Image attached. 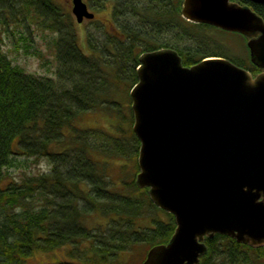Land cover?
I'll return each instance as SVG.
<instances>
[{
	"label": "trees",
	"instance_id": "1",
	"mask_svg": "<svg viewBox=\"0 0 264 264\" xmlns=\"http://www.w3.org/2000/svg\"><path fill=\"white\" fill-rule=\"evenodd\" d=\"M136 1L115 0L112 19L117 22L135 13L138 24L127 25L120 36L109 34L104 42L88 40L86 53L68 0H0V40L19 28L26 31L19 39L32 41L30 28L35 25L52 35L58 64L55 77L28 74L0 46V264H122L127 252L146 248L141 254L145 260L149 249L170 240L174 216L152 203L126 165L117 166L116 176L130 177L113 179L114 166L107 158L135 160L131 168L139 169L140 141L132 127L130 92L138 82L140 54L170 48L158 43L156 35L177 28L181 39L205 43L207 31L219 29L185 20L181 0H170L174 5L169 9L150 2L164 0L140 7ZM109 2L98 1L96 10L108 11ZM243 4L264 18V5ZM206 46L180 49L184 65L223 54ZM232 61L254 74L260 71L250 63L249 52L247 60ZM118 93L123 98H117ZM123 105H128L130 115ZM99 110L109 120L118 119L102 131L111 139L79 130L80 118ZM120 130L129 135L127 140L117 135ZM100 139L101 145L96 142ZM33 157L49 158L51 172L26 175L20 181L9 178L5 170L14 167L16 159ZM94 214L105 224H85ZM145 218L152 226H141ZM206 244L209 250L202 264H249L252 252L264 258V247L240 245L228 236L216 235Z\"/></svg>",
	"mask_w": 264,
	"mask_h": 264
},
{
	"label": "water",
	"instance_id": "2",
	"mask_svg": "<svg viewBox=\"0 0 264 264\" xmlns=\"http://www.w3.org/2000/svg\"><path fill=\"white\" fill-rule=\"evenodd\" d=\"M182 17L245 36L252 72L211 57L185 66L173 48L143 52L130 96L140 141L136 179L175 218L143 264H202L207 239L264 247V18L243 1L181 0ZM78 23L94 19L72 0Z\"/></svg>",
	"mask_w": 264,
	"mask_h": 264
},
{
	"label": "rangeland",
	"instance_id": "3",
	"mask_svg": "<svg viewBox=\"0 0 264 264\" xmlns=\"http://www.w3.org/2000/svg\"><path fill=\"white\" fill-rule=\"evenodd\" d=\"M83 1L87 3L90 10L96 13L95 15L97 16L95 21H88V22L86 21L83 24L76 23L75 25L77 28V32H78L77 37L79 39V44L81 47H83L86 53H89L88 52V45H89L88 40L89 41L93 40L94 42L101 40L104 42L106 40V37L109 36V34H114V35L116 34L120 36L121 32H123V30L125 29L127 25L129 26L130 24H135V25L138 24L139 17L136 18L135 13L134 14L127 13L128 15L125 18H120L117 22H114V20L112 19V9L116 5L115 0H109L110 2L107 3L109 6V9L106 12H99L96 10V7H97L96 4L100 0H83ZM149 1L150 0H138L135 3L139 4V7H140L142 4L151 2L152 4L157 5L159 8L165 7L166 9L172 8L174 5V4L170 5L172 4L171 1L174 2V0H171V1L164 0L163 2L164 4L161 2H156V1L149 2ZM68 2H69L70 9L72 12L71 0H68ZM182 23L184 24V22ZM168 29H169L168 32L156 35L157 41L158 43L162 45L168 44L170 48H174L178 52L180 49H183V48L195 49L197 45L201 44L204 46L205 44L207 45L206 47L208 48V50L211 52H214V54L219 53V52L223 53L221 56H217V57H223L229 60H234V59H241V60L246 59L247 60L248 59V52H249V49H247L248 39H246V37L243 35L240 36L239 34H236V33L220 31V30L218 31L209 30L207 31L208 38L203 40L206 42L201 43V41H193L187 38L181 39L182 37L179 34L180 29H177V28H174L172 30H170V28ZM23 31L26 32L24 29L13 28V31L10 34H2L1 40H0L1 51H3V53L8 57L10 61H12V63L15 66L20 67L21 69L26 71V73L28 74H34L40 77H48V76L55 77V71H56L58 64H57V60L55 56V48L53 45L54 40H53L52 35L42 32L40 29H38L37 26L34 25V27L31 26L30 28V32L32 33L33 40L25 43L24 41L19 39ZM250 63L256 66L251 61V58H250ZM257 69L259 68L257 67ZM252 74L255 75L254 73ZM116 97L119 99L121 97L123 98L121 93H118ZM127 106L128 105H123L121 107L125 109V111L126 109L128 111ZM127 114L130 115L129 111L127 112ZM107 116L108 115L102 110L87 114L83 116L82 118H80L82 119V122L80 123V125H78L79 130L80 129L81 130L90 129L92 133L94 132V134L95 133L100 134L104 136L105 139L108 140L109 136L108 135L105 136L103 132L107 131L111 123H117L118 119L116 117L112 121L111 119L109 120ZM117 135L123 138V140H127V137H129L127 133L126 135L123 134V130H120L119 133H117ZM102 139L96 142L100 143ZM109 139H111V137H109ZM99 145H101V143ZM106 158L104 159L106 160ZM107 160L113 163L111 167L114 166L113 169L115 171L111 173L112 176L114 177L113 179H116V177H118V179L129 178L130 177L129 174L131 175L132 172H133V179L134 178L137 179L140 169L138 170L135 169L134 171L131 168L132 163L136 165L135 160H133V162L132 161H129V162L120 161L118 159H113V157H109L107 158ZM16 161L18 162L15 163L16 165L14 167L10 168V170L9 169L5 170L9 178L13 180L20 181L22 177L26 175L29 176L30 174L31 175L48 174L52 170V164L49 158H44V157L40 159L34 158V157L33 158H18L16 159ZM121 165H124V166L126 165L127 167L126 169H128L127 173L129 174L116 176V172H117L116 168L117 166H121ZM11 179H8V180H11ZM141 190H147L148 192L147 188L141 189ZM80 202H81V208H84L83 207L84 202L83 201H80ZM160 214L162 216V213ZM162 218L164 220L168 219L163 216ZM150 220L151 219H148V218L143 219L141 221V226L143 227L152 226V223ZM85 222H86L85 224H87L88 226L92 228L98 227L97 225L99 224H105V220L101 218L99 215H95V214L92 215V217L88 218V220ZM102 227L103 225L100 226V228ZM145 249H143L142 247H138L136 250H131L130 253L127 252L124 255V257H122L123 259L122 264H141L142 260H144V257H142L141 254L145 253ZM255 254H256L255 252H252L251 259H250L251 261L249 264H264V258L262 259L258 257V255H255ZM56 255L61 256V254H56ZM44 259L45 261L49 260L47 258H44Z\"/></svg>",
	"mask_w": 264,
	"mask_h": 264
},
{
	"label": "flooded vegetation",
	"instance_id": "4",
	"mask_svg": "<svg viewBox=\"0 0 264 264\" xmlns=\"http://www.w3.org/2000/svg\"><path fill=\"white\" fill-rule=\"evenodd\" d=\"M88 8H89V6H88ZM89 11L92 12V10H90V8H89ZM94 14H96V13H94ZM96 17H97V16L95 15V18H94L93 20L85 19V20L82 22V24H83L84 22H86V21H87V22H88V21H95V20H96ZM109 21H111V20H109Z\"/></svg>",
	"mask_w": 264,
	"mask_h": 264
},
{
	"label": "bare ground",
	"instance_id": "5",
	"mask_svg": "<svg viewBox=\"0 0 264 264\" xmlns=\"http://www.w3.org/2000/svg\"><path fill=\"white\" fill-rule=\"evenodd\" d=\"M260 5H262V4H260ZM162 48H166V47H162ZM161 49V48H160ZM211 57H214V56H211ZM207 58H210V57H207ZM206 59V58H205ZM211 59V58H210ZM204 60V59H203Z\"/></svg>",
	"mask_w": 264,
	"mask_h": 264
}]
</instances>
